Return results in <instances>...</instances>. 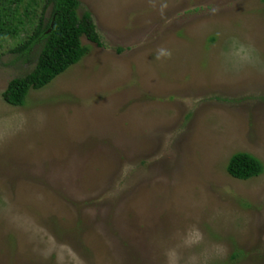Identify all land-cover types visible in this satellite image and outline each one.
<instances>
[{"label": "rangeland", "instance_id": "obj_1", "mask_svg": "<svg viewBox=\"0 0 264 264\" xmlns=\"http://www.w3.org/2000/svg\"><path fill=\"white\" fill-rule=\"evenodd\" d=\"M79 1L101 44L22 105L0 47V264H264V0Z\"/></svg>", "mask_w": 264, "mask_h": 264}, {"label": "trees", "instance_id": "obj_2", "mask_svg": "<svg viewBox=\"0 0 264 264\" xmlns=\"http://www.w3.org/2000/svg\"><path fill=\"white\" fill-rule=\"evenodd\" d=\"M79 7V0H0V47L7 37L17 38L22 31L24 36L10 51L25 53L35 43L41 45L33 68L8 81L2 92L6 102L22 105L30 89L45 86L79 61L86 52L82 36L101 44L90 12L78 13ZM226 170L233 177L247 179L260 174L263 166L252 154L237 151L228 158Z\"/></svg>", "mask_w": 264, "mask_h": 264}]
</instances>
